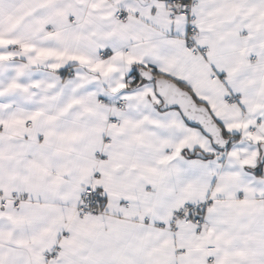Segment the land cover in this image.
Here are the masks:
<instances>
[{
    "label": "snow or ice",
    "instance_id": "6c2138e0",
    "mask_svg": "<svg viewBox=\"0 0 264 264\" xmlns=\"http://www.w3.org/2000/svg\"><path fill=\"white\" fill-rule=\"evenodd\" d=\"M0 264H264V0H0Z\"/></svg>",
    "mask_w": 264,
    "mask_h": 264
}]
</instances>
